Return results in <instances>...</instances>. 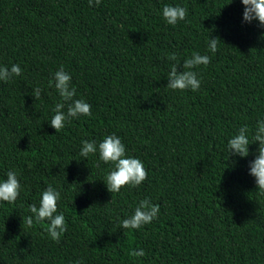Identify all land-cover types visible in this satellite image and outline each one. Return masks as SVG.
I'll use <instances>...</instances> for the list:
<instances>
[{
	"label": "trees",
	"instance_id": "16d2710c",
	"mask_svg": "<svg viewBox=\"0 0 264 264\" xmlns=\"http://www.w3.org/2000/svg\"><path fill=\"white\" fill-rule=\"evenodd\" d=\"M164 5L188 16L168 25ZM243 11L240 0H0V66L22 70L0 81V181L15 170L21 184L14 203L0 201V264H264V194L248 167L258 143L244 158L227 148L244 126L251 142L264 119V27ZM193 52L211 57L193 69L199 90L168 89L167 57L182 65ZM61 66L91 115L55 132ZM112 134L147 178L110 194L112 165L79 153ZM49 185L67 225L58 243L47 221L23 222ZM143 199L159 205L157 219L119 227Z\"/></svg>",
	"mask_w": 264,
	"mask_h": 264
},
{
	"label": "clouds",
	"instance_id": "9594fccd",
	"mask_svg": "<svg viewBox=\"0 0 264 264\" xmlns=\"http://www.w3.org/2000/svg\"><path fill=\"white\" fill-rule=\"evenodd\" d=\"M89 6H98L101 0H88ZM244 6L243 21L251 23L257 21L261 27H264V0H240ZM188 16L185 7L164 5L162 8V17L168 25L175 26L178 22L184 21ZM218 43L221 41L216 38H209L208 49L215 53L218 50ZM168 60L174 61L170 67L167 77L166 87L170 90H191L197 91L201 86V79L193 70L198 66H207L211 57L202 55L199 52H193L192 55L182 63L177 60L175 54H171ZM178 66L180 70L178 71ZM19 65L0 66V81L9 82L14 77L21 75ZM58 91L61 101L57 102L53 111L54 115L50 120V127L55 132L60 131L65 126L66 121H71L79 116H90L91 105L83 99H75L76 89L71 86V75L66 72L63 66L53 74L52 86ZM42 89L39 87L33 89V98L40 99ZM250 129L247 126L241 127L238 133L227 142V148L231 156L241 158L249 155V145L258 143L257 155L249 164V175L254 177L256 188L260 194H264V119L257 121L255 132L252 134L251 142L249 140ZM99 159L96 167H100V162L111 164L112 168L105 176L103 183L107 191L118 193L122 187L139 186L146 178L147 171L144 164L137 158L126 156V149L121 139L115 134L107 135L97 144L95 141L84 140L81 142V157H88L90 154H97ZM21 184L15 170L6 173V179L0 181V201L14 203L19 196ZM60 199V193L49 185L42 193L39 203L28 205L29 215L24 217L25 226L31 228L34 224H41L47 221L46 231L53 241L59 242L63 233L67 231L65 217L62 213L57 214V202ZM159 215V205L152 204L150 199L140 200L133 213L120 222L122 229H139L146 224H150L157 219ZM144 250H131L129 256L143 257ZM76 264H82V261H76Z\"/></svg>",
	"mask_w": 264,
	"mask_h": 264
}]
</instances>
